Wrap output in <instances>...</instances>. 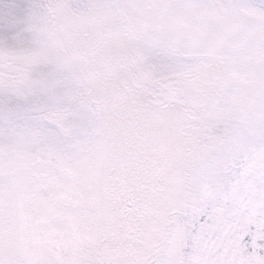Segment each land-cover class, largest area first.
<instances>
[{"label": "snow or ice", "instance_id": "snow-or-ice-1", "mask_svg": "<svg viewBox=\"0 0 264 264\" xmlns=\"http://www.w3.org/2000/svg\"><path fill=\"white\" fill-rule=\"evenodd\" d=\"M0 264H264V0H0Z\"/></svg>", "mask_w": 264, "mask_h": 264}]
</instances>
